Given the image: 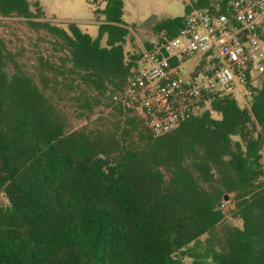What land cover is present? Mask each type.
I'll use <instances>...</instances> for the list:
<instances>
[{
	"label": "trees",
	"instance_id": "1",
	"mask_svg": "<svg viewBox=\"0 0 264 264\" xmlns=\"http://www.w3.org/2000/svg\"><path fill=\"white\" fill-rule=\"evenodd\" d=\"M98 1L93 37L43 20L39 1L0 0L50 45L28 57L0 36V264H264V74L248 105L215 100L156 136L114 98L143 62L124 0ZM211 1L154 32L175 36ZM226 195L241 225L218 238Z\"/></svg>",
	"mask_w": 264,
	"mask_h": 264
},
{
	"label": "built area",
	"instance_id": "2",
	"mask_svg": "<svg viewBox=\"0 0 264 264\" xmlns=\"http://www.w3.org/2000/svg\"><path fill=\"white\" fill-rule=\"evenodd\" d=\"M263 74L264 0H212L193 9L175 36L163 32L144 49L143 66L114 98L159 136L215 100H245Z\"/></svg>",
	"mask_w": 264,
	"mask_h": 264
},
{
	"label": "rangeland",
	"instance_id": "3",
	"mask_svg": "<svg viewBox=\"0 0 264 264\" xmlns=\"http://www.w3.org/2000/svg\"><path fill=\"white\" fill-rule=\"evenodd\" d=\"M30 1L40 2L46 15V18L43 20L53 21L60 25H65L68 22H76L91 36H98L101 18H98L95 10L103 8L105 6L104 2L98 0ZM186 3H188V0H124V21L131 29L135 42L142 51L147 49L145 47L146 42L155 44L160 39V35L156 34L153 30L155 24L167 18L184 15ZM0 36L9 39L12 47H22L25 50V56L28 57H33V50L36 49V45H40L42 48H50L48 43L37 41L38 34L29 28L24 18L20 17H0ZM141 65L143 66V62ZM259 83V81H256L254 85L258 86ZM238 100L241 101L242 105H248L250 102L249 97L245 100ZM108 112V110L101 109V114L105 116ZM86 124L87 122L83 120H74L75 128L83 127ZM0 201L6 203V199L2 196H0ZM233 207L234 204L231 197H229V200L225 204L227 218L223 224L215 229L214 235L216 237L222 238L226 228L229 226L241 225L239 219L228 213V209ZM206 239L207 235L201 238L203 242ZM184 262L190 264L191 259L186 258Z\"/></svg>",
	"mask_w": 264,
	"mask_h": 264
},
{
	"label": "water",
	"instance_id": "4",
	"mask_svg": "<svg viewBox=\"0 0 264 264\" xmlns=\"http://www.w3.org/2000/svg\"><path fill=\"white\" fill-rule=\"evenodd\" d=\"M224 200H225V201L229 200V195H226V196L224 197Z\"/></svg>",
	"mask_w": 264,
	"mask_h": 264
}]
</instances>
